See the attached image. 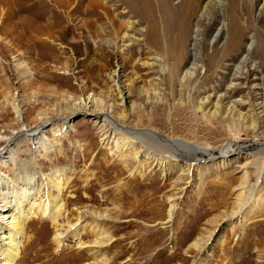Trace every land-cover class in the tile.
<instances>
[{"label": "rangeland", "instance_id": "1", "mask_svg": "<svg viewBox=\"0 0 264 264\" xmlns=\"http://www.w3.org/2000/svg\"><path fill=\"white\" fill-rule=\"evenodd\" d=\"M183 1L170 0V6L176 10ZM222 1L225 8L212 7L204 21L200 46L204 56L212 47L219 49L218 60L228 38L213 43L212 38L220 19L228 28L230 13L228 0ZM151 2L157 6L161 0ZM247 3L237 8L244 17L242 49L256 29L264 33V13L257 8L264 0ZM154 5L140 9L122 0H0V148L23 125L30 133L16 142L17 161L0 159V175L21 186L25 175L33 176L39 190L34 200L36 196L52 212H38L27 222L17 264H264L263 153L162 167L147 156L148 146L140 153V147L102 140V123L92 109H72L90 96L129 130L153 131L165 142L201 144L214 152L264 144V114L252 116L254 129L235 116L214 117L211 107L200 110L193 103L196 92L217 85L221 69L211 71L197 89L195 81L171 79L172 61L158 58L155 64V55L166 50L147 41ZM157 11L158 21L165 23L170 16ZM170 19L167 23L179 20ZM192 19L191 35L197 18ZM113 23H134L125 46L109 42L119 35ZM186 45L191 55L192 47ZM251 63L258 71L246 66L248 84L237 86L233 98L243 101L241 112L250 118L253 106L264 100V61L254 54ZM15 100L25 104L22 122L13 110ZM254 184L248 217H231L237 198L246 200ZM2 194L0 189V202Z\"/></svg>", "mask_w": 264, "mask_h": 264}, {"label": "bare ground", "instance_id": "2", "mask_svg": "<svg viewBox=\"0 0 264 264\" xmlns=\"http://www.w3.org/2000/svg\"><path fill=\"white\" fill-rule=\"evenodd\" d=\"M122 1L129 4V6H131L132 8L139 7L140 9H142V8H147L148 6L149 9L150 7L152 9V5H154L151 2V0H137V1L122 0ZM201 1L202 0H184L181 4V7L177 8L176 10L172 7V5L170 6V0H161L160 4H158L157 6L154 5L153 14L149 22L146 23L148 24V28L146 31L148 32V36H149V39H147V41L148 44L152 45L154 48L161 47L162 50L163 49L166 50V51H162V53L158 50L160 54L155 55L156 56L154 60L155 64L159 62L158 58H161L162 61L164 60V63L165 61L174 62L173 64L172 62L169 63L171 64L170 72H169L171 75L170 76L171 79L174 81L175 79H179L181 84L182 83L188 84L195 81V86L197 87V89L200 88L205 81H207L208 79L207 75L211 71H213L216 68L218 70L221 69L222 72L221 78L220 81L217 83V85L209 89L207 88V90L205 89L204 91L196 92V96L193 97V103L195 104L196 108L200 110L201 109L204 110L205 107L206 109H209L211 107L210 110H212V112L211 111L209 112H211L212 116L214 117H216L219 114L225 116H235L238 118L239 121H243L247 123L250 128L256 129L257 128L256 120H254L252 116L255 117L264 114V110H262L264 108V100L260 105L256 104L255 106H253V108L251 107L252 109L249 107L251 109V112L253 113L250 114L252 118L251 119L249 116H246V114H243L241 112V108L242 106H244L242 103L243 101L241 100L240 102H236L233 100V98H234V94L237 92L236 89L237 86L248 84L247 83L248 71L246 69V66L252 65V67H254L255 70L258 71V67L254 63H251L252 56L254 54H259L262 60L264 61V33L261 31V29H256L253 32V35L249 38L250 44L246 46L244 49H242L240 46V41L244 34L241 29L243 16L242 15L240 16L238 10L240 8L243 9V6L247 5L248 4L247 2L249 0H228L227 6H229L228 10H230V13L227 19L229 20V26L228 28H226L220 19V21H218L220 22L219 28L218 27H217L218 29L216 28L217 32L215 36H213L212 38V43L214 41H220V40L223 41V39L226 37L228 38L227 41H225L226 45L222 49L223 54L220 59L222 60L225 57L227 58V61L224 62V64H222V62L218 60V56L220 57L219 52L221 51L219 49L216 50L214 47H212V53L210 55L204 56L200 52V46L204 39V34H203L204 21L205 19H207L206 17L209 15L211 10H213L212 7L215 10L218 8L221 9L224 6V1L222 0H203L202 2ZM156 7L164 11L165 17L166 15L167 17L170 16L169 19L167 18L168 20H171L170 18L173 19L179 18L178 22L183 20V23H178V22L167 23L168 21L167 19L165 23H160L161 21H158L159 16H157L156 14V12H158L157 11L158 9ZM257 8L260 14L263 15L264 4L261 7L258 6ZM247 9L249 8L247 7ZM246 11L248 12V10ZM193 15L196 16L197 20L195 23L196 29L195 30L193 29L191 35L189 30L191 27L189 28V26H190V20L192 19ZM162 24H164L163 31L161 29ZM111 27L117 34H119L115 38L109 40V42H111L115 47L117 46L119 47V44L124 45L126 41L131 38V31L135 29L134 23H127L125 25L119 23L117 24L113 23L111 24ZM226 29H227V36H226ZM35 31L33 30V33ZM103 32L104 33L106 32L105 28ZM105 37L108 38L107 35H105ZM22 41L25 42L23 36H22ZM186 43H189L190 46L192 47L191 55H189L190 53L187 54L185 51ZM162 45H164L163 48ZM164 65L161 64L163 70L165 71ZM217 72L219 71H215V74ZM117 77H119V82H120V78H122V76L119 74L118 71H116V78ZM197 89H195V91H197ZM122 97H124V93H122ZM257 99L259 100V98ZM78 102L76 103V107L72 108L74 109V112L81 110L91 111L92 109L90 113L96 116V120L100 121L99 123H102L101 125L102 128L101 134L103 137L102 140L108 143H113L114 141H118L131 148L137 147L135 148L136 150H138L140 147V150L142 149L140 153L144 151L145 149L144 147L147 148L148 146L149 149H151V154L147 153V156H149V158L152 159L154 163L161 165L162 167L163 166L166 167L167 164L169 163L172 166L181 167L182 162H185L187 165L192 166L202 163L203 161H208L210 163L211 161L217 158L222 159V161H228L229 158H231L232 156L235 157V155L245 154L251 156L253 155L256 157V154L258 155L259 154L261 155V153L264 154V151L263 152L261 151L264 148H260L258 146V145L262 146L264 144H259V143H254L244 146H235V145L225 146L221 150L214 152L210 149L205 148L201 144L189 145L187 143L178 142L174 139L171 140L170 142L169 141L165 142L162 136H159L157 133L153 131L129 130L124 125L122 124L120 125L116 121V119L112 116V111H110L111 112L110 113L109 111L104 109L100 105L98 100L91 98L90 96L87 99H81L80 103ZM122 102H123V106L128 104V96H126L125 99L122 98ZM24 107L25 104L22 100L20 101L15 100L13 110L18 122H22L21 119L24 115ZM249 108L248 110H250ZM67 113H68L67 115H70L72 112L68 111ZM24 130L25 129L23 125V128L14 131L11 137L6 138L7 140L6 145L0 148V159L6 158L9 159L10 161L11 160L17 161L16 156L14 154L15 152L13 151L14 148L17 146L16 142L19 138L25 137L26 135H30V133L27 130L26 131ZM58 133L60 134L61 130H59ZM0 139H3V137ZM31 140L37 141L38 143H40V145L41 143L44 144L41 137H34ZM47 146L45 144L44 148L46 149ZM157 151H159V155L161 157H158L159 155L153 156L154 155L153 153H156ZM263 167H260V169ZM246 169H247V164H245V166L242 167V170H246ZM1 176L2 175H0V189L3 193L2 194L3 198L2 201L0 202V264H17L16 262L21 252L20 240L26 232L27 222L38 216V214H40L38 212H41L42 214L44 213L45 215L52 212L50 211L48 204L44 205L41 202L37 203L38 199H36V196L34 200V195L38 193L39 190L37 191L38 185L36 187V182L34 181L35 179L33 176L31 177L29 175L27 176L25 175V177L22 178L24 180H21V177L19 178L18 175L17 178H19L22 181V183H24V185L22 186L18 181L10 180L6 182ZM248 191H250V195L247 197L246 200L242 199L243 197L237 198L236 205L238 206V209L234 211L231 217L233 218L238 217L239 219L240 218L244 219L248 217L247 209L254 202L253 197L256 192V185L255 184L252 185V187ZM262 205L264 206V202H262ZM12 210L14 211V213H12Z\"/></svg>", "mask_w": 264, "mask_h": 264}]
</instances>
